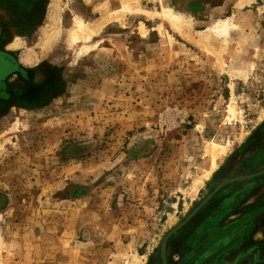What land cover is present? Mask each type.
Listing matches in <instances>:
<instances>
[{"label":"rangeland","instance_id":"374dc122","mask_svg":"<svg viewBox=\"0 0 264 264\" xmlns=\"http://www.w3.org/2000/svg\"><path fill=\"white\" fill-rule=\"evenodd\" d=\"M0 52V264H161L264 170V0H0ZM166 262L264 264V175Z\"/></svg>","mask_w":264,"mask_h":264},{"label":"water","instance_id":"95a60500","mask_svg":"<svg viewBox=\"0 0 264 264\" xmlns=\"http://www.w3.org/2000/svg\"><path fill=\"white\" fill-rule=\"evenodd\" d=\"M264 175V170H261L259 172L253 173V174H248V175H241V176H237V177H233V178H229L226 180L221 181L220 183H218L214 189L199 203V205L193 209L184 219L183 221H181L180 223H178L177 225H175L173 228H171L163 237L160 243V251H159V255H160V260H161V264H167L166 262V245H167V241L169 239V237L171 235H173L174 233H176L179 229H181L196 213L197 211L203 207L208 200L222 187L228 185V184H232V183H236V182H244V181H250L256 177L262 176Z\"/></svg>","mask_w":264,"mask_h":264},{"label":"bare ground","instance_id":"6f19581e","mask_svg":"<svg viewBox=\"0 0 264 264\" xmlns=\"http://www.w3.org/2000/svg\"><path fill=\"white\" fill-rule=\"evenodd\" d=\"M162 15L164 16V17H168V18H173V16L170 14V12L168 11V10H163L162 11ZM230 20H224V21H222V24L219 26V25H217V26H215L213 29L216 31V32H219L220 34H222V35H226L227 34V32H228V30L230 29V26H232L231 24H230V22H229ZM78 27H79V29H81V31L82 30H85V27H83V25L81 24V23H79L78 24ZM213 145V144H212ZM213 150H215V149H213ZM224 150V149H223ZM220 152V151H219ZM223 152V151H222ZM216 154V153H215ZM221 154V153H220ZM217 156V155H216ZM214 158V157H213ZM213 158H212V156H211V160H213ZM211 163H213L212 161H211ZM212 165V164H211ZM214 166V165H213ZM212 171V170H211ZM210 173V172H209ZM207 175H209V174H207ZM209 177V176H208ZM203 179V178H202ZM201 181H203V180H201ZM202 183V182H201Z\"/></svg>","mask_w":264,"mask_h":264},{"label":"trees","instance_id":"16d2710c","mask_svg":"<svg viewBox=\"0 0 264 264\" xmlns=\"http://www.w3.org/2000/svg\"><path fill=\"white\" fill-rule=\"evenodd\" d=\"M14 61L15 59L12 55L0 52V72H2V74L4 73L3 75L12 73L14 70Z\"/></svg>","mask_w":264,"mask_h":264}]
</instances>
